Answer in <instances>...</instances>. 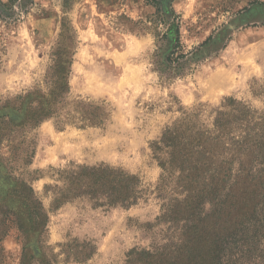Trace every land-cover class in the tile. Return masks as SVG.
Wrapping results in <instances>:
<instances>
[{
    "label": "rangeland",
    "instance_id": "rangeland-1",
    "mask_svg": "<svg viewBox=\"0 0 264 264\" xmlns=\"http://www.w3.org/2000/svg\"><path fill=\"white\" fill-rule=\"evenodd\" d=\"M156 1L160 12L155 0H0V193L15 186L10 176L32 183L50 215L43 240L61 254L59 264H127L134 251L176 243L181 226L167 221L166 209L184 197L176 178L160 186L163 171L152 143L184 112L201 110V121L211 123L227 98L264 116V96L252 89L264 88V0ZM177 27L179 45L171 41ZM70 62V95L59 105L62 127L48 119L13 133L7 123L22 113L12 108H21L30 92L49 95L60 77L55 64ZM217 77L226 84L214 83ZM32 100L38 107L40 99ZM80 102L105 104L111 112L106 126L67 123V112ZM21 134L36 153L29 166L22 157L15 162L11 151ZM100 165L142 180L135 205L98 207L84 198L51 211L45 186L58 184L59 170ZM3 247L0 264H20L16 232ZM92 249L90 259H74ZM256 256L264 264V241Z\"/></svg>",
    "mask_w": 264,
    "mask_h": 264
},
{
    "label": "trees",
    "instance_id": "trees-1",
    "mask_svg": "<svg viewBox=\"0 0 264 264\" xmlns=\"http://www.w3.org/2000/svg\"><path fill=\"white\" fill-rule=\"evenodd\" d=\"M154 3L160 12L159 3ZM171 41L179 45V27L172 30ZM70 65L55 64L60 77L49 95L30 92L21 108H12L22 113L7 123L13 133L30 126L34 129L48 119L62 127L59 105L70 95ZM172 68L177 71L178 67ZM252 89L255 96H264V88L261 92ZM32 98L40 99L38 107L29 103ZM83 104L67 112V123L80 129L104 128L111 117L107 106ZM182 115L151 145L163 171L160 186L176 178L180 197H184L176 200L178 207L170 205L165 215L169 223L181 226V234L176 243L160 250L132 252L127 264H258L255 252L264 241V116L235 98L225 99L214 109L209 124L201 121V110L200 114ZM10 145L14 161L22 157L24 165L29 166L36 153L28 136L21 134ZM14 171L16 167L11 166L10 174ZM9 180L15 183L13 189L0 193V257L6 252L5 240L16 232L20 264H59L61 254H55L43 240L49 211L30 181L12 176ZM57 182L45 186V192L52 193L51 211L84 198L98 207L129 208L142 192L138 176L106 165L59 170ZM93 253L92 249L74 259L84 262ZM70 257L67 262L72 261Z\"/></svg>",
    "mask_w": 264,
    "mask_h": 264
},
{
    "label": "bare ground",
    "instance_id": "bare-ground-1",
    "mask_svg": "<svg viewBox=\"0 0 264 264\" xmlns=\"http://www.w3.org/2000/svg\"><path fill=\"white\" fill-rule=\"evenodd\" d=\"M214 83H220L221 85H225L226 84V81H225V79H223L221 81L220 78L217 77V78L214 79Z\"/></svg>",
    "mask_w": 264,
    "mask_h": 264
}]
</instances>
